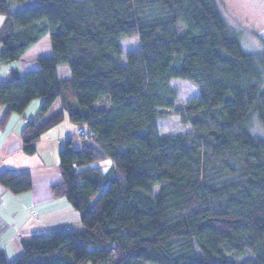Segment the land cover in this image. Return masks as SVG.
Instances as JSON below:
<instances>
[{
  "label": "trees",
  "instance_id": "obj_1",
  "mask_svg": "<svg viewBox=\"0 0 264 264\" xmlns=\"http://www.w3.org/2000/svg\"><path fill=\"white\" fill-rule=\"evenodd\" d=\"M27 1L0 0V65L45 36L51 55L0 81V124L42 99L20 133L28 156L65 118L84 130L50 186L81 230L23 240L0 264H264V139L251 132L264 126V40L244 52L217 0ZM129 38L139 49L123 53ZM172 80L197 91L182 108ZM168 116L188 129L158 135ZM105 159L106 172L90 167ZM0 186L1 204L30 190L29 174L5 171ZM8 227L0 214V239Z\"/></svg>",
  "mask_w": 264,
  "mask_h": 264
},
{
  "label": "crops",
  "instance_id": "obj_2",
  "mask_svg": "<svg viewBox=\"0 0 264 264\" xmlns=\"http://www.w3.org/2000/svg\"><path fill=\"white\" fill-rule=\"evenodd\" d=\"M3 19L0 15V25ZM45 39L47 48L43 51L40 47ZM49 55L50 42L48 36H45L14 64L0 65V81L7 78L11 69L17 70L19 74L28 72L29 68L33 70L38 59ZM59 71L60 74L62 72L61 77L69 75L64 67ZM41 104L42 99H35L21 115L12 114L3 126L0 124V174L5 171L28 173L31 183L28 192L17 196L3 193L2 196L0 214L9 223V227L0 239V250L4 251L8 260L14 259L21 252L23 240L81 230L78 214L70 204L50 194V186L61 180L58 152L65 139L76 134L77 127L65 118L41 135L33 155H25L22 151L20 133L35 118ZM4 112L5 107L0 106V123Z\"/></svg>",
  "mask_w": 264,
  "mask_h": 264
},
{
  "label": "rangeland",
  "instance_id": "obj_3",
  "mask_svg": "<svg viewBox=\"0 0 264 264\" xmlns=\"http://www.w3.org/2000/svg\"><path fill=\"white\" fill-rule=\"evenodd\" d=\"M217 2L227 24L237 32L242 50L248 53L261 51V41L264 40V0H217ZM35 3V0L27 1V5H33ZM120 46L123 53L139 49V43L136 38L124 39L120 41ZM45 48H47L46 39L41 43L40 49L44 51ZM121 64H125L124 57L121 58ZM34 67L36 69L38 65ZM30 69L32 68H29L28 72L32 71ZM58 75L61 77L62 72L60 74L59 71ZM170 86L176 91L177 106L179 108H182L185 102L197 96L196 89L185 81L172 80ZM57 110L58 105L55 104L49 115ZM156 127L158 135L160 136L175 135L188 129L178 122L176 116H168L158 120ZM251 132L254 136L264 139V126L257 121H253ZM110 164V160L105 159L101 162L91 164L90 167H99L103 172H106Z\"/></svg>",
  "mask_w": 264,
  "mask_h": 264
},
{
  "label": "built area",
  "instance_id": "obj_4",
  "mask_svg": "<svg viewBox=\"0 0 264 264\" xmlns=\"http://www.w3.org/2000/svg\"><path fill=\"white\" fill-rule=\"evenodd\" d=\"M77 133H79V134H83V133H84V130H83L82 128H78V129H77Z\"/></svg>",
  "mask_w": 264,
  "mask_h": 264
}]
</instances>
